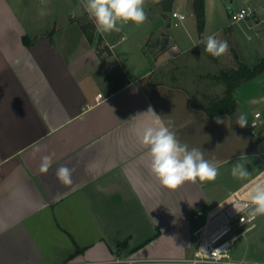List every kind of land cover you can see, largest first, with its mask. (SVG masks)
I'll use <instances>...</instances> for the list:
<instances>
[{
  "label": "crops",
  "instance_id": "obj_1",
  "mask_svg": "<svg viewBox=\"0 0 264 264\" xmlns=\"http://www.w3.org/2000/svg\"><path fill=\"white\" fill-rule=\"evenodd\" d=\"M36 2L0 0V264H184L199 245L193 233L204 219L197 222L194 215L238 191L248 199L250 188L264 182V74L235 91L236 112L219 116L224 121L217 124L206 112L212 103L202 106L187 87L155 73L174 55L187 57L209 35L221 40L229 33L237 40L238 31H256L264 21L255 16L237 31L231 13L240 9L205 0L199 32L193 0H174L169 11L163 0H145L142 25L129 23L110 34L95 28L91 43L83 0ZM57 7L63 13L53 16ZM154 11L165 17V26L148 22ZM173 13L186 19L179 22ZM50 28L53 33L40 37ZM128 33L135 37L131 49L148 47L150 59L136 56L144 66L131 67L115 52ZM123 34L127 39L117 44ZM149 108L165 124L173 122L182 143L218 165L215 181L186 182L175 190L159 183L147 148L131 131L155 125ZM241 114L248 121L243 128L237 124ZM52 154L51 168L40 172L41 157ZM237 163L247 177L233 176ZM60 166L72 169L71 185L57 179ZM246 246L238 259L259 263V248Z\"/></svg>",
  "mask_w": 264,
  "mask_h": 264
},
{
  "label": "clouds",
  "instance_id": "obj_2",
  "mask_svg": "<svg viewBox=\"0 0 264 264\" xmlns=\"http://www.w3.org/2000/svg\"><path fill=\"white\" fill-rule=\"evenodd\" d=\"M83 7L97 32L101 34L119 33L129 23L139 26L147 20L145 0H84ZM46 14L42 8L40 15ZM202 43L205 45V51L213 57H220L228 50L227 41L218 40L214 35L207 36ZM148 112L156 117L155 125L134 127L131 131L138 137L141 145L147 148L150 172L159 183L167 189L175 190L186 182L215 181L219 174L218 165L205 159L204 152L200 148L190 149L186 143H182L173 129L171 120L165 124L151 108L146 113ZM215 121L220 124L224 120L217 116ZM237 124L241 128L248 124L244 114L238 117ZM53 155L41 157L40 172H48L52 166ZM232 174L244 178L249 172L244 165L237 163L232 169ZM56 176L60 183L72 184V169L60 166L56 170ZM235 208L240 212L241 208ZM242 208H250L248 216L252 220L257 216H264V182L256 183L250 188L248 203ZM191 264L197 262L193 260Z\"/></svg>",
  "mask_w": 264,
  "mask_h": 264
},
{
  "label": "rangeland",
  "instance_id": "obj_3",
  "mask_svg": "<svg viewBox=\"0 0 264 264\" xmlns=\"http://www.w3.org/2000/svg\"><path fill=\"white\" fill-rule=\"evenodd\" d=\"M231 1H233L232 4ZM26 2L35 4L36 6L39 4L36 0H26ZM224 2L227 8L234 7L235 9H241L243 7H249L252 11H255L257 18L264 21V0H224ZM61 13H63V9L60 7L52 10L53 16H59ZM156 14V11L150 13L149 16L151 20L148 22H160L161 25L163 24L165 26V17L159 14V17L157 18ZM82 20L87 26L88 32L95 33V25L89 19L88 15ZM254 21H252L251 24H254ZM231 24L233 23L231 22ZM235 24L234 28L237 30V27L240 25L239 23ZM128 28L129 27L126 29ZM149 29L150 28H147L146 31H143L147 33L150 31ZM173 30L178 29L172 27L171 31ZM53 32L54 30L50 28L40 37L44 35L49 36V34ZM238 32L237 40L233 34L226 33L223 35L221 40L227 41L228 50L220 57H213L207 53L205 51V45L202 43L187 57L177 59L176 56L173 58L170 62L166 63L159 72L157 71L155 76L158 80L169 78V80H173L179 85L187 87L199 104L202 106H208L210 103L219 100L223 95L224 87L222 83L214 78L218 77L224 71H231L238 68L240 63H257L264 58V40L261 39V37L264 36V25L261 29L256 31L247 30V28L244 27V31ZM127 35L128 42L119 45L115 52H119L121 59L125 63L130 64L131 67L144 66V64L140 65L141 62L136 60V56L139 55L141 58L147 57L150 59L151 55L147 45H137L136 50L134 48L131 49L130 46L134 43L135 37L131 38L129 33ZM106 47L107 46H105L104 43V49ZM108 48L110 49V46H108ZM134 52H137L138 54H133ZM166 55L169 57L170 52H166ZM149 62L153 65L151 60ZM248 239L249 241H246ZM247 242L249 247L259 248L260 255L258 261L260 264H264V216H259L256 221V227L248 233V235L236 242L232 252V257L235 260L246 253ZM237 261H239V259Z\"/></svg>",
  "mask_w": 264,
  "mask_h": 264
},
{
  "label": "built area",
  "instance_id": "obj_4",
  "mask_svg": "<svg viewBox=\"0 0 264 264\" xmlns=\"http://www.w3.org/2000/svg\"><path fill=\"white\" fill-rule=\"evenodd\" d=\"M255 16V11L246 7L237 12H232L231 22L233 24L247 22L248 20L254 19ZM172 17L179 22L186 19V16L178 13H173ZM175 26L178 27L179 23H176ZM126 39V34H123L117 44L124 42ZM110 48H115V45L110 46ZM169 49L174 54L179 52L177 45L170 46ZM175 57L176 55L173 58ZM102 97L100 94L98 99H102ZM260 118L261 113L255 114V119L251 122L252 128L256 129L259 127ZM246 203H248V199L245 198L241 191H238L233 193L223 204L206 212L195 214L194 219L197 222H200L202 218L204 219L193 233L198 239L199 245L194 251L192 258L184 260L183 263L191 264V261L195 260L197 264H260L246 260L237 261L232 257L236 242L248 235L256 227V221L259 217L257 216L254 220L249 218L248 212L250 208H242ZM235 207L241 208L240 212ZM108 264H134V261L129 259H116Z\"/></svg>",
  "mask_w": 264,
  "mask_h": 264
},
{
  "label": "trees",
  "instance_id": "obj_5",
  "mask_svg": "<svg viewBox=\"0 0 264 264\" xmlns=\"http://www.w3.org/2000/svg\"><path fill=\"white\" fill-rule=\"evenodd\" d=\"M174 0H163L162 6L165 11H169ZM193 10L197 19L199 32H203L205 27V0H193ZM87 30V28H85ZM89 41L92 43L94 34L87 32ZM23 42L25 46L31 47L32 40L29 36H24ZM264 74V58L254 65L240 63L238 68L231 71H224L218 77L214 78L226 87L225 96L221 100L214 101L206 112L210 117L221 115H232L236 112L238 102L235 99V91L244 83H247L259 75Z\"/></svg>",
  "mask_w": 264,
  "mask_h": 264
},
{
  "label": "water",
  "instance_id": "obj_6",
  "mask_svg": "<svg viewBox=\"0 0 264 264\" xmlns=\"http://www.w3.org/2000/svg\"><path fill=\"white\" fill-rule=\"evenodd\" d=\"M168 46H169V38L165 37L163 38L162 40V47H161V50L163 52H165L167 49H168Z\"/></svg>",
  "mask_w": 264,
  "mask_h": 264
}]
</instances>
